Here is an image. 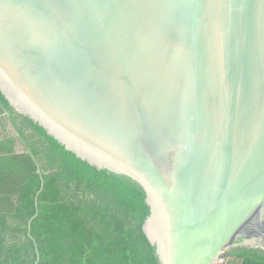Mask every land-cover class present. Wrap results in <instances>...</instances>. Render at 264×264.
Here are the masks:
<instances>
[{"label": "water", "instance_id": "1", "mask_svg": "<svg viewBox=\"0 0 264 264\" xmlns=\"http://www.w3.org/2000/svg\"><path fill=\"white\" fill-rule=\"evenodd\" d=\"M0 94L142 189L160 264L264 251V0H0Z\"/></svg>", "mask_w": 264, "mask_h": 264}, {"label": "trees", "instance_id": "2", "mask_svg": "<svg viewBox=\"0 0 264 264\" xmlns=\"http://www.w3.org/2000/svg\"><path fill=\"white\" fill-rule=\"evenodd\" d=\"M0 104L26 147L1 161L0 264H160L142 230V189L66 151L1 94ZM227 257L264 264V251L251 248Z\"/></svg>", "mask_w": 264, "mask_h": 264}, {"label": "crops", "instance_id": "3", "mask_svg": "<svg viewBox=\"0 0 264 264\" xmlns=\"http://www.w3.org/2000/svg\"><path fill=\"white\" fill-rule=\"evenodd\" d=\"M25 153L26 147L10 121L9 112L0 104V168L2 159L9 154L21 155Z\"/></svg>", "mask_w": 264, "mask_h": 264}, {"label": "rangeland", "instance_id": "4", "mask_svg": "<svg viewBox=\"0 0 264 264\" xmlns=\"http://www.w3.org/2000/svg\"><path fill=\"white\" fill-rule=\"evenodd\" d=\"M230 260H232V259H230V258H227V259H225V261H224V263L223 264H227V262L229 263L230 262ZM233 262V264H236V262L235 261H232Z\"/></svg>", "mask_w": 264, "mask_h": 264}, {"label": "built area", "instance_id": "5", "mask_svg": "<svg viewBox=\"0 0 264 264\" xmlns=\"http://www.w3.org/2000/svg\"><path fill=\"white\" fill-rule=\"evenodd\" d=\"M225 260H219L218 262H216L215 264H223Z\"/></svg>", "mask_w": 264, "mask_h": 264}]
</instances>
